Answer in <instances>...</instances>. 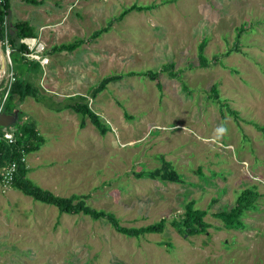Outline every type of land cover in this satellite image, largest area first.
Masks as SVG:
<instances>
[{"label":"rangeland","instance_id":"1","mask_svg":"<svg viewBox=\"0 0 264 264\" xmlns=\"http://www.w3.org/2000/svg\"><path fill=\"white\" fill-rule=\"evenodd\" d=\"M134 4L153 6L119 17ZM8 15L26 20L43 45L48 61L32 79L42 97L85 96L102 76L123 74L87 101L107 123L104 134L86 117L79 126L80 115L68 109L32 97L18 105L43 138L26 154L27 177L56 195H85L121 225L175 217L192 199L210 226L186 236L167 223L161 233L127 237L0 183V264H264V135L252 125L264 124V0H9ZM108 21L107 31L89 38ZM75 38L85 40L73 51L42 54ZM202 38L208 64L198 67ZM2 46L0 90L12 80ZM165 63L176 76L161 69ZM146 70L158 73L160 88L127 75ZM213 83L235 118L208 98ZM160 157L181 181L146 174ZM251 185L259 196L244 227H222L212 213Z\"/></svg>","mask_w":264,"mask_h":264},{"label":"trees","instance_id":"2","mask_svg":"<svg viewBox=\"0 0 264 264\" xmlns=\"http://www.w3.org/2000/svg\"><path fill=\"white\" fill-rule=\"evenodd\" d=\"M152 6L153 5L150 4L141 6H136L135 4L130 5L122 9L119 17H121L128 10L148 9ZM8 7L9 0H0V42H3L4 40L6 41L5 43L9 49L8 56L10 60V71L12 72V80L7 84H4L2 90H0V99L6 91L1 111L8 114H15V120L13 122L17 123L18 120L23 118L18 105L26 97H32L36 101L45 102L46 106L50 110L60 111L68 109L73 113L80 115L79 126H82L84 117L88 118L92 126L100 134H104L108 129L107 123L89 107L87 101L89 97H94L95 93L104 89L107 83L119 78L123 74H106L102 76L88 89V93L85 94V96L81 94H73L64 96L61 100H52L50 98L46 99L45 97H42L32 81L37 74L42 72L41 66L38 61L29 59L24 55L28 49L23 42L19 41V39L23 37L35 38L32 26L26 20L10 21L8 18ZM109 24L110 22L108 21L105 26L93 30L89 34V38L95 39L100 36L101 33L108 30ZM241 28L242 26L239 27V29ZM237 36L238 35H236L235 39H237ZM84 40L85 39L82 38H75L72 41L54 44L49 48V50L43 52L42 54H52L60 51L70 52L77 48ZM204 45L205 39L202 38L196 46L198 67H204L208 64L203 52ZM4 47L2 46V49ZM13 61L17 62V66L20 65V67L13 69ZM171 67L172 65L167 63L161 65L162 70L167 71L168 75L174 77L176 76V73L171 70ZM135 73L145 75L149 79L156 80L155 85L160 88V84L157 79V72L152 70H146L145 72L129 71L127 75ZM1 84L2 82L0 80V86ZM208 98L217 103L219 108L224 109L234 118L236 117L235 110L231 109L226 101L219 98L215 83H213L208 89ZM252 125L260 131L262 135H264V124L252 122ZM42 143L43 138L36 130L34 123L28 118H25L24 121L18 125V134L13 144L5 145L0 141V164L5 160H17L18 149L22 148L27 154L37 150ZM159 161L160 164L158 167L146 170V174L150 178L172 182L181 181L180 175L173 168L169 160L160 157ZM28 171L29 168L25 163L17 161L13 179L8 186L30 196L33 200L55 206L59 214H81L91 220H101L107 223L114 231L127 237L137 238L147 233H161L167 223L177 233L184 234L186 236L205 234L207 228L210 226V224L204 220V216L207 212L206 209L196 207L194 205V200L192 199L187 200L182 204V212L175 217L169 219L162 217L153 222L139 226L121 225L118 217L112 211L94 208L87 204L85 201L86 197L83 194L71 193L67 196H60L51 193L47 189L39 187L27 177ZM258 196L259 193L254 185L244 187L235 194L232 204L227 209L218 210L213 212L212 215L220 222L221 226L226 229H242L244 227L242 216L246 211L256 209ZM161 244H165L169 247V243L167 241H161Z\"/></svg>","mask_w":264,"mask_h":264},{"label":"built area","instance_id":"3","mask_svg":"<svg viewBox=\"0 0 264 264\" xmlns=\"http://www.w3.org/2000/svg\"><path fill=\"white\" fill-rule=\"evenodd\" d=\"M29 39L31 38L23 37L19 39V41L23 42L28 49L24 53V55L28 57L29 59L38 61V63L42 67L48 61L46 57H43L42 55H40V53L43 50V45L40 42H36L35 38H33V42L29 44L28 42ZM5 42L6 41L4 40L5 49L8 50ZM5 94H6V91L0 99V111H1L2 102L4 100ZM24 119H25V116L22 119L18 120L17 123L13 122L5 126H0V141L3 142L5 145L13 144L18 134V125H20L24 121ZM25 157H26V153L24 152L22 148H20L18 149V153H17L18 159L17 160H14V159L5 160L4 162L0 164V183L4 185H8L11 182V180L13 179L15 170H16L17 161L20 163H25Z\"/></svg>","mask_w":264,"mask_h":264},{"label":"water","instance_id":"4","mask_svg":"<svg viewBox=\"0 0 264 264\" xmlns=\"http://www.w3.org/2000/svg\"><path fill=\"white\" fill-rule=\"evenodd\" d=\"M33 39V37H30ZM15 120V114H8L3 111H0V126H5L7 124L13 123Z\"/></svg>","mask_w":264,"mask_h":264},{"label":"bare ground","instance_id":"5","mask_svg":"<svg viewBox=\"0 0 264 264\" xmlns=\"http://www.w3.org/2000/svg\"><path fill=\"white\" fill-rule=\"evenodd\" d=\"M28 42H29V44H31L32 42H33V39H29L28 40ZM3 61V60H2ZM4 72H3V64H2V66H0V78L2 77V74H3ZM1 80V79H0Z\"/></svg>","mask_w":264,"mask_h":264}]
</instances>
